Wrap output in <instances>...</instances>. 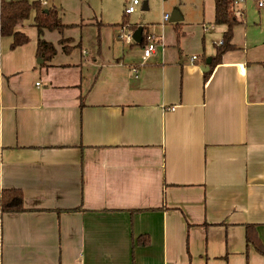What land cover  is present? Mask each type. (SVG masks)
I'll use <instances>...</instances> for the list:
<instances>
[{"label": "crops", "instance_id": "0c3cea01", "mask_svg": "<svg viewBox=\"0 0 264 264\" xmlns=\"http://www.w3.org/2000/svg\"><path fill=\"white\" fill-rule=\"evenodd\" d=\"M66 1L41 5L67 27L43 32L48 64L31 20L21 47L0 38V196L26 210L0 213V264H264V23L237 0L234 48L205 78L214 0L196 25L174 7L180 22L142 26L146 61L124 16L66 21Z\"/></svg>", "mask_w": 264, "mask_h": 264}, {"label": "trees", "instance_id": "16d2710c", "mask_svg": "<svg viewBox=\"0 0 264 264\" xmlns=\"http://www.w3.org/2000/svg\"><path fill=\"white\" fill-rule=\"evenodd\" d=\"M237 0H214V20L218 26L225 27L222 35V43L216 46L215 54L212 58L210 69L215 64L221 61L222 56L234 48L232 44V33L234 27L239 25L236 15L235 2ZM127 15L120 23L121 26H126L130 29H137L127 24ZM31 20V26L37 30V51L36 58L43 60V64H48L54 56L56 50L54 45L43 40V32L55 30L59 34L67 28L61 23L59 13L55 8H44L39 0L29 2L27 0H0V38H11V49L21 47L28 42V37L24 33H20L17 28H20L24 23ZM60 40V43H64ZM96 42L99 45L98 38ZM143 46V42L141 43ZM211 71L204 75L205 78ZM23 204L22 192L18 189L4 190L0 196V213H22L25 212ZM246 244L252 245L259 253H263L262 245L255 236L254 230L250 226L245 227Z\"/></svg>", "mask_w": 264, "mask_h": 264}, {"label": "rangeland", "instance_id": "374dc122", "mask_svg": "<svg viewBox=\"0 0 264 264\" xmlns=\"http://www.w3.org/2000/svg\"><path fill=\"white\" fill-rule=\"evenodd\" d=\"M29 2H33L36 0H27ZM56 0V5L59 3ZM142 3H147L148 11H143L141 9L142 3L139 6L134 7L135 11L128 17L127 24L129 26H153L154 25H163L162 18L165 14L171 15L175 12L174 7L179 8V12L184 15V21L188 24L196 25L197 20L201 16L202 7L200 6L202 0H141ZM132 0H82V2H74V1H66L65 4H71L73 6L68 7L69 9L66 14V21L76 20L78 16H82L84 18L85 14L91 13L93 11L94 16H96V20L100 21H110L117 22L121 21L124 8L128 6ZM260 0H244V2L240 3L239 7L245 10V17L243 22L246 23L247 27L250 29L251 27L258 25V23H264V8L258 9L257 3ZM206 3V0H205ZM76 5V6H75ZM80 10L81 12H75ZM80 13V14H79ZM165 24L170 25L168 22ZM164 24V25H165ZM161 27V26H160ZM220 26H216L219 28ZM137 28V27H136ZM152 29H149V32ZM129 34H132V31L129 29ZM212 39L217 40L218 35L214 34ZM136 49V48H135ZM142 50V49H141Z\"/></svg>", "mask_w": 264, "mask_h": 264}, {"label": "built area", "instance_id": "2783aa9c", "mask_svg": "<svg viewBox=\"0 0 264 264\" xmlns=\"http://www.w3.org/2000/svg\"><path fill=\"white\" fill-rule=\"evenodd\" d=\"M40 3H41V5L46 4L45 0H40ZM141 3H142L141 0H132V2L124 8L125 15H127V16L131 15L135 11L134 7L139 6ZM263 4H264V1H260L258 3V6L262 7ZM168 20H169V15L165 14L162 18V22L163 23L168 22ZM131 36H132V34L124 35L125 42L132 44L134 41H132ZM157 40H158L157 37L152 33L143 35L142 40H141L143 42V46H142V50H141L142 51L141 57H142L143 61H146L147 59L150 58V55L154 52V50L158 44ZM221 43L222 42H220V44ZM195 60H196V57L191 58L192 62ZM131 72L136 75L137 74L136 68L132 69ZM171 110H173V108H171Z\"/></svg>", "mask_w": 264, "mask_h": 264}, {"label": "water", "instance_id": "95a60500", "mask_svg": "<svg viewBox=\"0 0 264 264\" xmlns=\"http://www.w3.org/2000/svg\"><path fill=\"white\" fill-rule=\"evenodd\" d=\"M141 9L143 10V11H148V9H147V3L146 2H143L142 3V7H141ZM180 20H181V16L179 15V13L178 12H173L170 16H169V20H168V22L169 23H177V22H180ZM142 33H143V28L141 27V26H139V27H137V29H135L134 31H133V34H132V36H131V39H132V41H134V43H136V44H138V45H140L141 43H142ZM42 62V60H39L38 61V63H41ZM210 64H211V59L210 58H208L207 60H206V62H205V67H203L202 69H201V71L203 72V73H207V72H209L208 70H209V67H210Z\"/></svg>", "mask_w": 264, "mask_h": 264}]
</instances>
